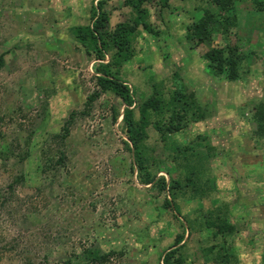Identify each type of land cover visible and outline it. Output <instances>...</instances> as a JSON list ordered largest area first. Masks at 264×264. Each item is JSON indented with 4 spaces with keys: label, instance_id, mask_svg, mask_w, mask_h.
I'll return each mask as SVG.
<instances>
[{
    "label": "rangeland",
    "instance_id": "rangeland-1",
    "mask_svg": "<svg viewBox=\"0 0 264 264\" xmlns=\"http://www.w3.org/2000/svg\"><path fill=\"white\" fill-rule=\"evenodd\" d=\"M96 1L0 0V264H59L86 249L122 253L106 264H160L181 233V219L163 208L166 192L139 184L130 170L121 117L111 119L112 107L122 110L121 100L102 93L87 103L97 91V60L86 56L67 27L88 23ZM105 1L111 27L129 20L123 0ZM198 5H148L151 25L166 33L153 38L141 30L121 75L140 102L151 83L170 88L173 72L180 73L207 118L173 138L186 144L206 136L217 148L206 174L214 193L179 197L180 216L195 220L199 209L225 204L237 227L225 247L237 264H264V145L251 140L254 125L246 111L264 102V29L254 27L255 21L264 26V16L253 17L252 0H237L238 20L227 40L214 35V45L229 43L247 55L246 73L232 83L213 77L199 58L207 46L184 42ZM148 133L146 145L163 160L167 151L153 129ZM161 176L168 180L164 169ZM212 243L209 230L189 235L186 263L211 264L203 249Z\"/></svg>",
    "mask_w": 264,
    "mask_h": 264
},
{
    "label": "trees",
    "instance_id": "trees-1",
    "mask_svg": "<svg viewBox=\"0 0 264 264\" xmlns=\"http://www.w3.org/2000/svg\"><path fill=\"white\" fill-rule=\"evenodd\" d=\"M154 1H157L161 10H167L172 0H123V7L130 10V18L113 27L110 26V14L105 9L106 1L97 0L90 6L88 23L67 27L73 41L83 48L86 56L97 60L94 67L97 91L88 97L87 103H91L102 93H110L121 100L122 110L112 107L111 119L116 122L121 117V129L126 136L123 144L132 155L131 172L135 170L139 184L156 188L158 193L166 192L163 208L172 210L174 218L181 219V233L163 251L159 257L160 264H187V238L193 232L203 229L209 230L213 239V243L203 249V254L209 257L211 264H237V257L225 247L226 238L237 232L236 225L226 216L225 204L215 206L214 211L199 209V218L196 217L198 219L195 220L182 218L176 204L179 197L202 199L214 193L206 174L208 164L216 158V146H212L206 136L201 135L195 136L186 144L173 138L188 125L204 121L207 111L199 103L195 93L185 86L178 71L171 76L170 88L163 81L153 82L152 92L143 95L140 102H136L135 91L121 75L123 65L135 54L134 44L141 30L153 38L166 33L154 28L149 20L148 5ZM194 1L199 3L197 14L192 16V22L186 26L184 42L195 47H208L199 53V58L207 64L213 77L232 83L241 80L242 74L246 73L243 71V64L247 55L229 43L225 46L213 44L214 35L219 34L223 40H227L230 26H235L238 20L237 0ZM252 3L257 15L253 17L261 19L264 16V0H252ZM256 23L255 21V28L264 29L259 22ZM2 64L1 56L0 66ZM246 111L248 120L254 125L250 133L251 140L264 145V102H254ZM150 128L158 135L159 142L167 151L163 160L154 158V149L146 145ZM64 133L63 137L68 134L67 127L64 128ZM62 160L61 154L57 162ZM164 163L169 166L161 168ZM162 169L166 171L168 180L163 176L157 177L158 171ZM121 254L86 249L82 255L66 258L59 264H106L111 257Z\"/></svg>",
    "mask_w": 264,
    "mask_h": 264
}]
</instances>
